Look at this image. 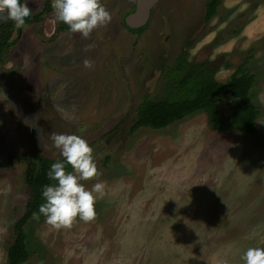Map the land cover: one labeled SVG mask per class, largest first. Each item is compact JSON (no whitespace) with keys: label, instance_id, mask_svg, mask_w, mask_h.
Segmentation results:
<instances>
[{"label":"rangeland","instance_id":"obj_1","mask_svg":"<svg viewBox=\"0 0 264 264\" xmlns=\"http://www.w3.org/2000/svg\"><path fill=\"white\" fill-rule=\"evenodd\" d=\"M135 1L100 0L111 20L86 39L47 14L16 27L0 56V163L23 153L60 159L52 134H75L99 173L81 183L105 186L92 220L55 228L32 219L23 264H244L248 248H264V0H220L207 22L208 0H161L131 32L123 20ZM44 2L27 0L31 14ZM183 49L219 82L247 60L255 134L212 131L201 111L128 134ZM219 107L229 113L224 100ZM24 172L16 160L0 169V264L29 197Z\"/></svg>","mask_w":264,"mask_h":264},{"label":"trees","instance_id":"obj_2","mask_svg":"<svg viewBox=\"0 0 264 264\" xmlns=\"http://www.w3.org/2000/svg\"><path fill=\"white\" fill-rule=\"evenodd\" d=\"M219 5L220 0L207 1L204 12L206 22L216 14ZM27 21L28 18L25 22ZM59 24V29H69L67 25ZM13 25L12 21H0V53L11 38ZM187 46L188 43L185 48ZM246 62L239 64L225 82H219L215 79L214 68L207 62L188 61L183 49L174 62L165 68V83L160 98L143 99L136 107L128 134L131 135L141 128L163 129L197 111L206 115L207 125L212 131L255 134L258 110L252 104L251 92L256 77ZM225 66L232 68L228 63ZM220 100L225 101L228 114L220 109ZM15 160L25 163L24 181L29 197L23 215L13 225V237L7 249V263L23 264L30 256L25 228L33 219L32 213L38 212V206L44 202L41 196L42 186L55 183L47 177L50 165L63 160V157L51 160L39 154H11L6 162L0 163V169L11 166ZM71 170V166L66 165V171Z\"/></svg>","mask_w":264,"mask_h":264},{"label":"clouds","instance_id":"obj_3","mask_svg":"<svg viewBox=\"0 0 264 264\" xmlns=\"http://www.w3.org/2000/svg\"><path fill=\"white\" fill-rule=\"evenodd\" d=\"M51 6L57 22L67 25L71 32L79 33L85 39L93 29L111 20L100 0H52ZM31 11L27 0H0V18L13 21L17 28L25 24ZM83 65L91 68L92 61L85 59ZM51 139L63 160L50 165L47 177L55 183L42 186L44 202L38 206V212L32 213L33 219L38 220L43 215L45 222L55 228L67 227L77 217L92 220L95 202L104 195L105 187L98 182L89 190L81 183L99 174L92 147L75 134L53 133ZM66 165L71 166L72 171H66ZM241 259L244 264H264V248L250 247Z\"/></svg>","mask_w":264,"mask_h":264},{"label":"water","instance_id":"obj_4","mask_svg":"<svg viewBox=\"0 0 264 264\" xmlns=\"http://www.w3.org/2000/svg\"><path fill=\"white\" fill-rule=\"evenodd\" d=\"M159 0H137L135 10L125 17V24L130 29H138L146 25L152 7Z\"/></svg>","mask_w":264,"mask_h":264},{"label":"flooded vegetation","instance_id":"obj_5","mask_svg":"<svg viewBox=\"0 0 264 264\" xmlns=\"http://www.w3.org/2000/svg\"><path fill=\"white\" fill-rule=\"evenodd\" d=\"M161 0H159L154 6H156L159 2H160ZM136 2H137V0L135 1V4H134V6H133V10L131 11V12H128L127 13V15L128 14H131L134 10H135V6H136ZM52 0H45V2H44V4H43V8H42V10H41V12H39V13H37V14H30V16L28 17V21L27 22H25V24L24 25H30V24H32V23H38V22H40V20L42 19V18H44V16L45 15H47V14H50V13H54V10L52 9ZM154 6L152 7V8H154ZM152 10V9H151ZM150 14H151V11H150ZM126 15V16H127ZM54 16H55V13H54ZM125 16V17H126ZM125 17H124V22H123V24H124V26L130 31V30H132V31H134V30H138V29H143L146 25H147V23H146V25H144L143 27H141V28H138V29H130L129 27H127V25L125 24ZM150 18V17H149ZM27 19V18H26ZM11 21V20H8V19H2V18H0V21ZM148 21H149V19H148ZM13 22V21H12ZM56 25L57 26H61L60 24H59V22H57L56 21ZM14 24V23H13ZM14 29H16L18 32H20V29H17L16 28V26H15V24L13 25V28H12V30H11V33H12V31L14 30ZM65 30H67V28H64ZM59 30H62L61 28L59 29ZM10 41V40H9ZM9 41L7 42V45L1 50V53H0V56L1 55H3L4 54V52L7 50V48L9 47Z\"/></svg>","mask_w":264,"mask_h":264}]
</instances>
